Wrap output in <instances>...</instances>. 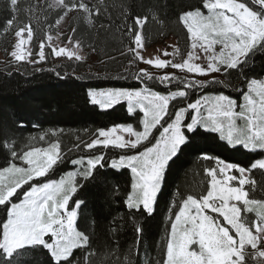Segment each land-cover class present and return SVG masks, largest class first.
<instances>
[{"label":"snow or ice","instance_id":"1","mask_svg":"<svg viewBox=\"0 0 264 264\" xmlns=\"http://www.w3.org/2000/svg\"><path fill=\"white\" fill-rule=\"evenodd\" d=\"M250 3L258 6L259 10H254L245 0H200L199 6L182 10L177 15V22L190 34L192 43L191 51L186 53L187 59L179 63L161 59L160 56L145 59L141 55V31L148 17L136 16L132 24L125 22L122 25L135 45L128 46L127 52L131 54L133 63L142 61L157 69L171 67L202 77L218 73L225 78H230L234 70L237 78L243 79L247 76L245 70L252 68L254 57L264 54V0H250ZM37 7L34 3L24 4L22 11L28 17V22L16 26L18 17L14 0H8L10 18L0 31L11 30L18 38L10 53L17 62L40 64L46 59L43 40L36 60L29 59L32 51L25 48L33 36L31 20ZM51 7L60 10L55 25H59L69 13L77 11L84 13L83 18L92 26L94 17L101 14L100 5L90 6L85 0H55ZM104 12H107L106 6ZM152 19H157L155 13ZM59 36L60 33H56L57 39ZM53 39V35L46 37L52 55L63 56L70 61L84 60L79 54L81 43L74 36L67 37V44H74V48L57 47L52 43ZM217 45L220 46L219 51ZM179 53L180 49L175 48L172 52L165 50L163 56L175 57ZM201 54L207 61L205 65L195 63ZM49 71L57 77L68 76L66 72L61 73L55 68ZM76 78L80 79L79 76ZM115 78H131L142 85L153 80L152 74L146 69H139L132 77ZM177 80L174 74L156 77L160 85L169 88L166 94L146 85L135 90L90 89L86 93L88 101L92 105H99L101 109H112L126 100L129 114H134L137 109L143 113V118L138 120L143 126L142 131L135 130L131 124L118 125L99 130L96 138L85 144L88 149L100 146L103 150L111 146L130 150L122 153L119 159H111L110 163L112 169L128 168L132 174V194L125 200L129 220L136 233L130 253L138 249L144 231L135 213H139L140 218L153 217L157 211V196L165 185L166 175L185 153L195 149L198 136L202 133H219L217 139L226 141L236 151H264V79L249 78L246 92L241 88L235 89L241 92L244 101L240 112L236 111V99L226 94L198 97L194 102H186L185 106L180 107L172 104L178 99L186 101L190 95L189 89L202 90L212 84L227 82V79L193 80L185 76L178 81L183 85V90H171L169 86ZM170 104L174 111L170 112ZM205 106L208 112L206 118L201 112ZM237 118L245 121L243 129H237ZM125 134L128 139H125ZM39 140L44 141L45 135H40ZM0 153L6 161L20 160L28 166L12 163L11 166L5 165L4 171L0 172V178L5 175L9 177L7 184L0 182V206H4L6 214V222H0V264H25L37 251L47 254V264H97L92 259L97 251L91 233L78 229V210L87 206L78 192L99 178V170L108 164L105 155L90 156L86 166L83 158L73 159L71 163L79 165V171H69L66 176L49 178L38 185L30 184L18 197L20 202H13L11 198L19 188L34 179L47 176L55 166L64 162V156L58 142L44 148L21 146L6 128H0ZM49 156L53 157L54 162H48ZM199 158L214 162V166L206 169L210 177V190L206 195L199 194L198 198L194 194H186L185 198L180 192L175 193L176 198L170 201L165 214L170 223L161 237L163 256L155 260L154 264H249L250 261L264 264V200L250 199L249 191L244 189L245 185L257 183L251 176L253 169L261 170L264 175V157L246 166L227 162L206 152ZM78 177L82 180H78ZM233 181L237 182L236 185ZM242 210L255 213V218H242ZM221 217L225 223L220 222ZM111 231L115 233L117 229L113 227ZM242 235L245 240L241 242ZM193 245L196 247L193 248ZM157 246L160 247L159 244ZM77 249L80 254L74 255ZM215 254H220L218 260H213ZM114 255L117 259L110 261V264H120L119 253ZM143 264H147V261Z\"/></svg>","mask_w":264,"mask_h":264},{"label":"trees","instance_id":"2","mask_svg":"<svg viewBox=\"0 0 264 264\" xmlns=\"http://www.w3.org/2000/svg\"><path fill=\"white\" fill-rule=\"evenodd\" d=\"M85 2L90 6L100 5L101 14L94 17V24L89 26L83 18L84 13L77 11L69 13L71 21L68 29L71 35L80 41L81 47L96 57L95 61H70L65 57H55L48 49L46 59L41 64H30L26 61L0 63V128H6L21 146L40 147L48 142L60 143L64 162L55 166L47 176L36 179L33 183H41L49 178L59 179L69 171H79V165L71 163L73 159L83 158L85 161L94 154H104L108 164L104 169L99 170V178L89 182L78 192L87 205L82 206V210H78V229L91 233L97 251V255L92 259H95L97 264L114 262L117 259L114 253H119L120 264H129V260L131 264H143L145 260L147 264H154L155 260L163 256L161 237L164 235L165 227L170 223L165 214L170 201L176 198L175 193L178 191L185 198L186 194H194L198 198L199 194L206 195L210 189V177L207 176L206 169L214 166V162L204 161L199 157L206 152L227 162L246 166L253 160L264 157V151H236L228 146L226 141L217 139L219 133H202L198 136L195 140V149L185 153L166 175L165 185L157 196V211L153 214L155 218H140L139 213H135L144 231L138 249H133L130 253L129 249L136 240V233L129 220V210L125 200L132 193V174L128 168L116 170L110 167L111 159H119L122 153L130 150L111 146L103 150L100 146L88 149L85 144L101 129L131 124L137 130H141L142 125L138 120L143 118V113L137 110L134 114H129L126 102H121L112 109H101L88 101L86 93L90 89L135 90L146 85L166 94L169 88L163 87L156 81V77L160 74H152L153 80L146 81L145 85L131 78H115L132 77L139 69H144L142 61L134 63L131 61V54L127 52V48L135 45L126 35V29L122 25L125 22L132 24L136 16H147L148 21L142 29L145 46L154 47L174 37L180 49L176 57L182 61L190 48V36L177 22V15L191 6H199L200 0H85ZM245 2L254 10H259L258 6L250 3V0ZM33 3L38 7L32 14L34 18L31 20V27L33 41L38 43L45 40L48 34L57 33L55 20L60 10L51 7L52 1L14 0L18 17L16 26H23L28 22V17L22 8L24 4ZM153 13L157 17L155 20L152 19ZM9 18L8 0H0V29H3L5 21ZM14 35L11 30L0 31V55L9 57ZM52 68L61 73L66 72L68 76L57 77L54 72L49 71ZM35 69H43V71ZM245 71L247 76L243 79L237 78L232 70L230 78L223 76L219 78L227 79L226 83L212 84L202 90L189 89L190 95L186 101L178 99L172 101V104L178 107L185 106L186 102H194L198 97L212 94H226L241 103V92L235 89L241 88L246 92L249 78H264V54H257L252 68ZM9 72L11 74H8ZM164 74L165 72L162 71L161 75ZM173 74H176L178 80L169 86L171 90H183V85L178 81L185 76L199 80L180 70L174 71ZM77 76L80 79H77ZM171 111L174 110L170 104ZM53 132L56 133L55 136L52 135ZM40 135H45L44 141L39 140ZM33 137L35 139H32ZM136 151L138 152L139 149ZM12 163L20 165V160L6 161L0 153V172L4 171L5 165L10 166ZM251 176L257 183L245 186L246 191H249V198L264 200V175L261 170L253 169ZM77 179L82 180L80 177ZM20 193L12 198L13 202L19 201ZM3 209L4 206H0V222H6ZM243 216L245 218V214ZM220 222L224 223L221 219ZM113 227L117 229L115 233L111 231ZM158 244L160 247L157 246ZM79 254L80 250H75L74 255ZM25 264H47V254L37 251L25 261ZM249 264L254 262L250 261Z\"/></svg>","mask_w":264,"mask_h":264},{"label":"rangeland","instance_id":"3","mask_svg":"<svg viewBox=\"0 0 264 264\" xmlns=\"http://www.w3.org/2000/svg\"><path fill=\"white\" fill-rule=\"evenodd\" d=\"M47 1H52V3L54 4L55 3V0H47ZM73 12H75V11H73ZM73 12H71V13H73ZM205 14H207V12H206V10H205ZM71 19V15H68L67 17H65L62 21H61V23L59 24V25H57V33H60V36H59V38L57 39L56 38V34H48V35H53V37H54V39H53V44L55 45V46H57V47H60V46H66V47H68V48H74V44L73 45H69V44H67V37L69 36V35H71V33L69 32V29H68V26H69V24H70V20ZM34 36V35H33ZM33 36H32V39H31V41H29V43L27 44V45H25V48L26 49H30L31 51H32V56L31 57H29V59L30 60H36V59H38V51H39V46H40V43H41V41L40 42H38V43H34V41H33ZM141 36H142V47L140 48V53H141V55L145 58V59H152V58H155L156 56H160V58L161 59H169V60H173V62L174 63H179V62H183L185 59H187V55H186V57L184 58V60H180V59H178L176 56H178V55H176L175 57H172V56H168V57H165V56H163V52L165 51V50H167V51H169V52H172V51H174V49L175 48H179L178 47V43H177V40L174 38V37H170L169 39H167L166 41H164V43H162V44H159V45H156V46H154V47H146L145 46V44H144V39H143V33H142V31H141ZM189 36H190V34H189ZM25 38H27V34L25 33ZM190 38V48H189V51H191V43H192V40H191V37H189ZM44 41V43H45V48H44V51H45V56H46V52H47V50L48 49H50L49 47H48V42H47V40L45 39V40H43ZM16 42H18V38L14 35V43H13V48H12V50L11 51H13L14 50V45H15V43ZM216 49H217V51H219V49H220V46L219 45H217L216 46ZM11 51L9 52V57H5V56H3V55H0V63L1 64H4V63H9V62H14L15 61V59L13 58V57H11V55H10V53H11ZM50 51H51V49H50ZM79 54L80 55H82L83 57H84V60H83V62L84 61H86V62H92V61H95V59H96V57H94L93 55H91L89 52H87V51H85L82 47H81V49L79 50ZM63 57V56H62ZM66 58V57H65ZM74 60V59H73ZM44 62V61H43ZM43 62H41V63H43ZM82 62V61H81ZM40 63V64H41ZM143 63V62H142ZM195 63H199V64H202V65H205L206 63H207V61H206V59H205V57H204V55L203 54H201V57H200V59L199 60H196L195 61ZM143 65H144V69H146L149 73H151V74H156V75H158V74H160L161 75V72L162 71H164L165 72V74H168V75H173V73H174V71H179V69H174V68H168V67H166V68H164V69H157V68H155L153 65H147V64H144L143 63ZM150 68V69H149ZM164 74V75H165ZM191 77H193V78H198L199 80H209V79H213V78H220L222 75L221 74H218V73H216V74H211L210 76H199V75H197V74H194V73H188ZM174 75H176V74H174ZM222 78V77H221ZM264 79V78H263ZM103 90V89H102ZM97 91H100V90H97ZM215 95H217V94H212V95H207V96H210V97H214ZM122 102H126L127 103V106H128V101H122ZM244 104V101H243V98H242V101H241V103H238L237 102V109H236V111L237 112H240V111H242L243 109H242V105ZM99 106V105H98ZM100 107V106H99ZM138 110V109H137ZM201 112H202V115H203V117H207V115H208V112H207V106H205L204 108H202L201 109ZM244 125H245V121L243 120V119H240V118H237L236 119V127H237V129H243L244 128ZM133 126V125H132ZM133 128L135 129V130H137L134 126H133ZM106 130H108V129H106ZM143 130V126H142V128H141V130H139V131H142ZM118 134H120V133H118ZM97 136V135H96ZM96 136L94 137V138H96ZM93 138V139H94ZM129 137L125 134V139H128ZM92 140V139H91ZM90 140V141H91ZM52 143V142H51ZM50 144V142H48L45 146H40L41 148H44V147H48V145ZM30 150H31V148H30ZM259 150V149H258ZM86 161L87 160H85V166H86ZM48 162L49 163H52V162H54V159H53V157H51V156H49L48 157ZM11 166V165H10ZM17 166H21V167H28L26 164H23L21 161H20V165L18 164ZM79 170V169H78ZM3 172V171H2ZM64 176H66V174L64 175ZM41 178H43V177H41ZM40 179V178H39ZM8 180H9V177L7 176V175H5L4 177H2V178H0V182H2V183H4V184H7L8 183ZM34 180H36V179H34ZM34 180H32V181H30L29 183H26V184H24L21 188H19L18 190H17V193L14 195V196H16L17 194H18V192H21V193H23L26 189H28L29 187H30V184H40V183H33V181ZM234 185H236V183L237 182H235V181H233L232 182ZM246 186V185H245ZM245 186H244V189H245ZM210 190V189H209ZM245 191H246V189H245ZM21 193H20V195H21ZM132 194V193H131ZM13 196V197H14ZM12 197V198H13ZM11 198V199H12ZM18 202H20V201H18ZM230 203H235L234 201H230ZM241 207H242V205H241ZM229 211H231V210H229ZM193 212H194V210H193ZM209 214H211V215H213V216H215L216 214L215 213H211V212H209ZM243 214H245V218H247V219H249V220H252V219H254L255 218V213H248V212H245V211H243L242 210V212H241V216H242V218H244V216H243ZM221 220H223V218L221 217L220 218ZM225 223V222H224ZM245 240V236H241L240 237V241L242 242V241H244ZM196 246L195 245H193V248H195ZM220 258V254H215L214 256H213V260H218Z\"/></svg>","mask_w":264,"mask_h":264},{"label":"bare ground","instance_id":"4","mask_svg":"<svg viewBox=\"0 0 264 264\" xmlns=\"http://www.w3.org/2000/svg\"><path fill=\"white\" fill-rule=\"evenodd\" d=\"M263 79V78H262Z\"/></svg>","mask_w":264,"mask_h":264}]
</instances>
